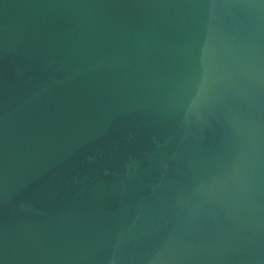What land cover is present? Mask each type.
<instances>
[{
	"label": "water",
	"instance_id": "obj_1",
	"mask_svg": "<svg viewBox=\"0 0 264 264\" xmlns=\"http://www.w3.org/2000/svg\"><path fill=\"white\" fill-rule=\"evenodd\" d=\"M0 264H264V0H0Z\"/></svg>",
	"mask_w": 264,
	"mask_h": 264
}]
</instances>
